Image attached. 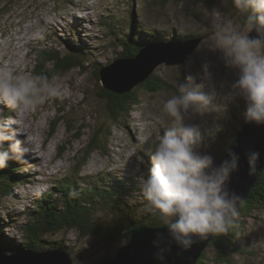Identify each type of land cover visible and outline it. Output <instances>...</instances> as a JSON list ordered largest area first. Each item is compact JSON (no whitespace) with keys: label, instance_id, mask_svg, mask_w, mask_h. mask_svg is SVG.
<instances>
[{"label":"rangeland","instance_id":"obj_1","mask_svg":"<svg viewBox=\"0 0 264 264\" xmlns=\"http://www.w3.org/2000/svg\"><path fill=\"white\" fill-rule=\"evenodd\" d=\"M114 2L0 0V69L39 76L36 61L38 55L40 57L41 51L59 46L65 49L61 39L65 37L67 28L76 24L84 32L83 40L97 53L93 61H100L104 67L110 65L116 60V53L108 45L110 35L104 32L105 26L101 23L110 14L108 9ZM125 6L128 7L127 3ZM135 8L139 20L157 29L161 35H167L165 32L175 29L178 33H202L203 41L193 53L186 56L182 64L163 63L155 68L154 73L166 81V88L151 92L136 85L131 91L140 102L133 106L130 102V112L121 113L115 108L114 113L120 116L116 122L108 106L113 103L109 101L107 91L102 89L100 71L92 62L53 78L50 69L42 70L40 76L47 77L50 82L55 78L54 82L61 90L62 98L45 99L19 112L0 104V120L9 121L12 129L19 127L27 133L32 145L25 146L28 150L22 156L23 169L30 174V178L14 188L18 200L11 196V201L5 198L3 203L4 198H0V219L6 215L9 207L19 215V222L24 221L25 208L34 202L35 197L49 192L53 182L65 178L72 182L80 175L97 176L100 172H110L119 178L130 176L138 184L136 178L142 173L146 175L149 168L141 151L149 153L170 125L171 118L163 111V103L178 94L180 84L186 82L185 77L189 74L196 77V83H201V65L205 61L211 63L210 70L216 85L211 101L215 110L204 116L190 111L185 122L200 124L202 130H206L199 150L212 155L214 164L235 141L238 130L245 123L243 113L246 102L239 96L225 102V96L237 77L235 72L224 67L218 59L219 53H214L212 47L216 29L228 21H231L234 30L246 33L245 14L234 7L233 0H147L145 9L136 0ZM158 45L153 48L160 51L173 49L161 43ZM221 83L223 87H220ZM205 91L209 89L206 87ZM209 129L212 136H207ZM95 137L99 139L100 146L90 153L89 162L80 168L83 172L76 176V166L88 149L95 145ZM15 138L24 140L25 136L20 134ZM61 150L62 154H59ZM138 157L143 160L142 163L138 162ZM137 187L129 201L137 206L135 213L147 214L151 210L139 185ZM106 214L105 208H98L95 212L97 217H105ZM244 220L246 232L240 241L242 251L231 252L227 262L216 263L214 258L217 252L208 245L205 251L210 257L209 264H264V207L259 205L254 208ZM6 233L16 240L23 238V232L18 227L8 228ZM57 235L55 239L64 238L67 245L72 247L74 264H102L103 258L112 257L126 243V239L118 243H107L98 236H82L75 229Z\"/></svg>","mask_w":264,"mask_h":264},{"label":"clouds","instance_id":"obj_2","mask_svg":"<svg viewBox=\"0 0 264 264\" xmlns=\"http://www.w3.org/2000/svg\"><path fill=\"white\" fill-rule=\"evenodd\" d=\"M234 7L245 14L247 32L234 30L231 21L216 29L212 51L225 68L236 74L225 102L237 96L246 102L243 113L247 124L264 126V0H233ZM255 31L256 35L250 34ZM201 83L189 74L181 83L178 94L163 103V111L171 118L170 125L150 148L151 165L147 174L136 179L147 206L166 225L168 236L180 253L188 252L210 235H227L236 227L237 205L241 196L230 187L232 176L240 169L241 156L228 149V158L219 165L212 155L199 149L206 130L200 124L186 123L191 111L204 116L215 110L212 105L216 91L211 63L201 65ZM45 76L13 73L0 69V104L12 110L25 111L49 98H62V92ZM206 82V83H205ZM224 85L221 83L220 87ZM209 91H205V88ZM12 123L0 120V145L9 143V150L0 151V169L7 167L9 159L22 158L26 145H31L28 134ZM24 134L25 139L15 137ZM207 136L211 130H207ZM32 146V145H31ZM248 175L257 171L261 152L245 153ZM142 163L141 158H137ZM158 234L153 241L157 248L155 259L166 264V251L160 246ZM178 253V254H180Z\"/></svg>","mask_w":264,"mask_h":264},{"label":"trees","instance_id":"obj_3","mask_svg":"<svg viewBox=\"0 0 264 264\" xmlns=\"http://www.w3.org/2000/svg\"><path fill=\"white\" fill-rule=\"evenodd\" d=\"M135 2L136 0H115L108 9L110 14L101 23L105 26L104 32L110 35L108 45L114 48L116 53L114 59L134 58L142 49L153 44L177 43L199 37H202L201 41H203V34L196 32L185 34L170 29L169 32H165L167 35L159 34L157 29L148 27L139 20ZM125 3L128 7L125 6ZM138 4L145 9L147 0H138ZM67 29L65 37L61 39V45H64L65 49L61 48L63 46H59L41 51L40 57L38 55L36 61L39 76L42 70L50 69L52 71L51 78H53L74 67H83L90 62H92L91 64L95 63L99 71L104 67L100 61H93L94 54L97 53L91 49L93 48L91 45L83 40L84 32L80 30L79 25L76 24ZM139 86L151 92H158L166 88V81L153 72ZM102 89L107 91L109 101L113 103V105L108 106L110 115L115 122L120 117L114 113L115 108H118L121 113L130 112L132 108L129 103L131 102L133 106L140 102L132 91L117 94L104 87ZM126 106H128L127 109ZM9 114L11 115V113ZM100 130L102 131V129ZM93 142L95 145L88 149L82 161L76 166V176L83 172L80 168L89 162L90 153L95 148H99V139L95 137ZM8 149L9 142L6 141L0 145V151H7ZM61 152L62 150L59 151V154H62ZM225 152L223 151L221 154ZM141 154L150 167L149 153L141 151ZM22 162V158H11L7 167L0 169V198H4L3 203L5 198L6 201H11V196L18 200L14 194V188L24 184L30 178V174L24 171L25 166H22ZM137 186L134 178L130 176L119 178L110 172H100L97 176L94 174L80 175L78 179L72 182L68 181L67 178L63 181L53 182V188L49 192L35 197L34 202L25 208L24 221L19 222V215H16V212L8 207L6 215L0 219V247L21 251L62 250L69 252L72 256V247L67 245L64 238L55 239V235L75 229L82 236H98L107 243H118L123 239H126V242L129 241L130 237L124 232L131 226H163L164 224L152 211L147 214L143 213V215L135 213L137 206L130 203L129 197L134 195L132 193L134 189H138ZM259 205L264 207V168L258 174L257 181L249 196L241 204L236 217V227L227 235H214L209 244L217 252V256L214 258L216 263L227 262L231 252L242 251L240 241L246 232L244 218ZM98 208H105L107 212L105 217L95 215ZM17 227L23 232L21 240H16L6 233L8 228ZM107 258H103L102 263ZM208 259L210 257L204 251L197 264H209Z\"/></svg>","mask_w":264,"mask_h":264},{"label":"water","instance_id":"obj_4","mask_svg":"<svg viewBox=\"0 0 264 264\" xmlns=\"http://www.w3.org/2000/svg\"><path fill=\"white\" fill-rule=\"evenodd\" d=\"M251 36H255L253 31ZM200 43L199 38L189 41L161 44L173 47L160 51L153 47V44L142 49L134 58H119L106 67H102L99 72L100 80L104 88L117 94L130 92L136 85L145 81L163 63L167 65L182 64L186 56L193 53ZM182 45V46H181ZM187 45V46H186ZM181 46L182 48L176 49ZM235 142L229 149L237 152L241 156L240 169L232 176L230 187L241 196L237 205V212L241 208L244 199L257 181L258 174L264 168V126L244 123L238 130ZM249 150L261 152V161L257 166L254 175H248V165L245 153ZM228 158V151L220 156L215 165H219ZM125 235L130 237L129 241L123 244L113 255L103 261L102 264H159L155 259L157 248L153 246V241L159 234L161 237L160 246L170 248L166 251V264H197L206 247L213 240L214 235L208 239L198 242L188 252L180 253L174 242L168 236L166 225L153 227L149 225H134L128 228ZM180 253V254H178ZM0 264H74V259L69 252L62 250H11L0 247Z\"/></svg>","mask_w":264,"mask_h":264},{"label":"bare ground","instance_id":"obj_5","mask_svg":"<svg viewBox=\"0 0 264 264\" xmlns=\"http://www.w3.org/2000/svg\"><path fill=\"white\" fill-rule=\"evenodd\" d=\"M177 32H178V31H177ZM175 38H176V37H175ZM179 39H180V37H179ZM199 39H200V42H201L202 37H199ZM173 40H174V39H173ZM181 41H182V40H181ZM183 41H184V40H183ZM63 60H64V59H63ZM93 140H94V139H93ZM235 140H236V139H235ZM234 142H235V141H234ZM234 142H233V143H234ZM233 143H232V144H233ZM219 158H220V157H219ZM116 179H117V178H116ZM116 181H117V180H116ZM156 223H157V222H156Z\"/></svg>","mask_w":264,"mask_h":264}]
</instances>
